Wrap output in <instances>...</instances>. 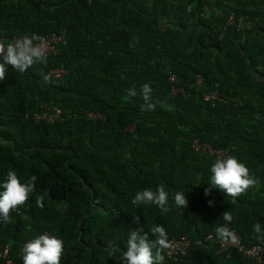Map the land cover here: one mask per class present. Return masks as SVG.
I'll return each mask as SVG.
<instances>
[{
  "label": "trees",
  "instance_id": "1",
  "mask_svg": "<svg viewBox=\"0 0 264 264\" xmlns=\"http://www.w3.org/2000/svg\"><path fill=\"white\" fill-rule=\"evenodd\" d=\"M234 12L218 15L208 0H0L1 41L33 33L66 37L46 65L23 73L9 66L0 81V183L10 169L22 182L37 176L26 206L11 211L10 223L0 222V245L10 246L12 258L22 260V244L50 231L64 242L61 264H122L130 231L143 225L154 239L150 228L159 224L169 239L191 241L185 255L164 264H212L225 255L254 264L234 250L216 253L215 228L226 223L224 211H231L227 226L244 246L264 245L253 232L256 223L264 232V26L257 20L264 13ZM231 14L234 23H228ZM240 16L255 24L237 29ZM52 67L68 72L59 84L43 85L40 72ZM171 72L182 79L186 96L171 95ZM195 73L217 82L225 102L202 101L190 87ZM144 83L153 90V111L141 110ZM133 87L138 95L130 97ZM49 102L60 108V118L36 120L41 103ZM131 123L133 131L125 132ZM193 136L228 148L259 183L231 204L209 181L216 158L194 152ZM55 183L66 188L62 201L49 198ZM161 184L168 212L131 203L137 191ZM176 191L185 193L187 208L175 206ZM135 215L140 224L132 222ZM206 234L214 236L211 242H197ZM109 242L119 246L116 258L109 256Z\"/></svg>",
  "mask_w": 264,
  "mask_h": 264
},
{
  "label": "clouds",
  "instance_id": "2",
  "mask_svg": "<svg viewBox=\"0 0 264 264\" xmlns=\"http://www.w3.org/2000/svg\"><path fill=\"white\" fill-rule=\"evenodd\" d=\"M43 37L33 33L31 36H23L13 42L5 43L0 41V81L6 79L8 67L11 66L16 72L23 73L36 64H47V53L43 46ZM41 83L48 85L52 83L51 73L40 72ZM152 87L149 83H144L140 88L139 95L142 96L144 103L141 106L142 111H153L156 104L152 101ZM127 94L130 97L137 96L135 87L128 89ZM171 110L170 106L164 105ZM209 181L212 188L219 189L226 197H231V204H235L238 197L246 191L255 187L259 181L250 172V169L238 157L233 155L218 156L210 166ZM37 176L32 175L26 182H22L15 170H9L6 179L0 183V222L10 223L12 210L24 205L31 194L35 192ZM211 188L205 189V195H210ZM173 199L177 208H187L189 201L183 191L173 193ZM169 193L165 185L161 184L152 188H145L137 191L131 200L133 205L155 204L161 209L162 213L170 210L168 207ZM209 206L214 201H209ZM36 205L44 207V197H36ZM226 223L215 228V237L217 240L232 244L238 242L237 234L229 228L227 224L233 221L231 211H224L221 215ZM132 222L140 224V217L133 216ZM256 233L255 239L264 242V232H261V226L256 223L253 227ZM151 236L145 232L143 225L139 228H133L126 242V250L123 251L120 260L122 264H164L165 250L171 248L166 228L163 225L153 224L150 228ZM23 264H61V258L64 252V242L55 235L44 233L36 238L30 239L22 248ZM110 257H117L120 251L119 246L109 242L107 249Z\"/></svg>",
  "mask_w": 264,
  "mask_h": 264
},
{
  "label": "built area",
  "instance_id": "3",
  "mask_svg": "<svg viewBox=\"0 0 264 264\" xmlns=\"http://www.w3.org/2000/svg\"><path fill=\"white\" fill-rule=\"evenodd\" d=\"M228 23H234V15L231 14L228 18ZM247 18L244 16L238 17L237 21V29L249 28L250 25L248 24ZM21 38L14 36L10 42L15 41L16 39ZM43 46L46 49L47 56L48 55H55L57 54L63 45L66 44V37L63 32H52L46 34L43 37ZM1 41V40H0ZM68 70L63 67H52L48 70V73H51V79L54 84H59L62 82L64 76L67 74ZM168 80L171 83L170 93L171 95H176L178 93L183 94L186 96V90L182 85L179 83L182 79L176 75L175 73H169ZM190 87L194 89V92L200 95L202 101L210 104L211 106H216L217 104H221L225 102L224 96L221 94L220 86L217 82L208 83L204 77L200 73L194 74V79L190 84ZM86 115L93 119H105V115L101 113H94V112H85ZM61 110L58 106L54 103H41V111L35 113L33 116L36 120L44 119L49 122L57 120L60 118ZM134 129V124H129L125 132H132ZM191 148L194 152L200 153L203 155H209L217 158L220 155L227 156L228 155V148H216L209 144L208 142H200L199 138L193 136L191 138ZM26 206V203L22 205V207ZM235 231L238 237V242L236 244H232L231 242L223 243L217 240L218 248L216 250L217 254H222L228 250H234L240 253V255L245 259H250L254 261V264H264V245L263 244H255L251 247H246L242 244L241 236L239 232L235 228H231ZM44 233H48L53 235L50 231H46ZM214 236L212 234L204 235L200 240L197 242H204L208 243L213 240ZM171 242V248L165 250V258L175 262L183 255L186 254L188 247L191 243L190 239L186 235H181L179 237H172L169 239ZM22 244V248L24 244ZM10 246L7 245H0V258L4 260V264H21V259H14L11 257L10 254ZM18 257H21L18 254Z\"/></svg>",
  "mask_w": 264,
  "mask_h": 264
},
{
  "label": "rangeland",
  "instance_id": "4",
  "mask_svg": "<svg viewBox=\"0 0 264 264\" xmlns=\"http://www.w3.org/2000/svg\"><path fill=\"white\" fill-rule=\"evenodd\" d=\"M215 11H217L218 15L223 14L226 10H231V12H234V9H245V10H253L255 12H258L259 14L264 13V4L260 3V0H208ZM219 4V5H218ZM244 17V16H243ZM259 23H261L264 26V17L260 16L258 19ZM248 24L250 26H253L255 23L253 20H248ZM246 28V27H245ZM243 36H245V32H243ZM264 41V39H261ZM229 98L232 100H237L238 98L232 97L228 95Z\"/></svg>",
  "mask_w": 264,
  "mask_h": 264
},
{
  "label": "water",
  "instance_id": "5",
  "mask_svg": "<svg viewBox=\"0 0 264 264\" xmlns=\"http://www.w3.org/2000/svg\"><path fill=\"white\" fill-rule=\"evenodd\" d=\"M48 195L53 201H62L66 198V188L60 183H55L48 188ZM212 264H242V262L236 257L225 255Z\"/></svg>",
  "mask_w": 264,
  "mask_h": 264
}]
</instances>
